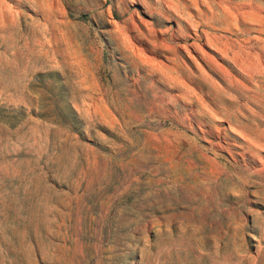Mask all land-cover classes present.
<instances>
[{
	"label": "rangeland",
	"instance_id": "1",
	"mask_svg": "<svg viewBox=\"0 0 264 264\" xmlns=\"http://www.w3.org/2000/svg\"><path fill=\"white\" fill-rule=\"evenodd\" d=\"M0 264H264V0H0Z\"/></svg>",
	"mask_w": 264,
	"mask_h": 264
}]
</instances>
